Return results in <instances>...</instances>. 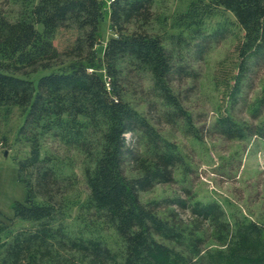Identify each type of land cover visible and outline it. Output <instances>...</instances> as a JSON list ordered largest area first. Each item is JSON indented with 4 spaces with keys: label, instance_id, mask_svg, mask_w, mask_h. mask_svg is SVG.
I'll use <instances>...</instances> for the list:
<instances>
[{
    "label": "trees",
    "instance_id": "16d2710c",
    "mask_svg": "<svg viewBox=\"0 0 264 264\" xmlns=\"http://www.w3.org/2000/svg\"><path fill=\"white\" fill-rule=\"evenodd\" d=\"M154 5L0 6V109L25 112L15 141L26 147L15 155L26 198L0 220V264H264V224L248 215L229 217L217 200L141 198L186 170L184 153L158 124L199 136L183 81L199 77L198 62L235 27L237 71L212 128L264 138V80L251 103L247 96L264 67V0H188L171 31ZM106 13L114 34L101 45ZM61 27L77 33L65 50L53 41ZM247 105L250 118L237 116L236 106Z\"/></svg>",
    "mask_w": 264,
    "mask_h": 264
},
{
    "label": "rangeland",
    "instance_id": "374dc122",
    "mask_svg": "<svg viewBox=\"0 0 264 264\" xmlns=\"http://www.w3.org/2000/svg\"><path fill=\"white\" fill-rule=\"evenodd\" d=\"M3 1L0 0V6ZM187 3L188 0H155L156 15L166 19L163 27L168 31L177 29L174 18ZM219 18L220 15L214 17L215 20ZM76 34L72 28L61 27L54 36V44L59 50H65ZM112 34L106 13L100 26L101 45ZM238 37L239 27H235L233 33H227L214 43L205 58L198 62L199 77L183 81L184 87H191L186 103L194 115V127L199 136L186 133L180 125L158 124L162 132L179 145L187 159V168L176 169L172 182L158 183L142 191L144 201L175 197H182L188 203L217 200L227 209L229 217L232 211H239L264 224V138L256 135L245 139L229 138L212 128L215 119L227 107L228 84L233 83L232 76L237 71ZM43 72L47 71L41 70L35 75ZM263 80L264 67L256 72L247 92L250 103L260 92ZM234 111L239 117L249 119L251 116L248 105L236 106ZM24 118L25 112L18 106L12 107L10 112L0 109V220L8 221L13 217L14 202L26 198V186L18 179L15 159L16 153L26 149L15 141L17 128ZM78 171L81 173L80 168ZM175 207L180 209L178 204ZM180 212L189 215L188 209H180ZM160 213L164 214V208Z\"/></svg>",
    "mask_w": 264,
    "mask_h": 264
},
{
    "label": "water",
    "instance_id": "95a60500",
    "mask_svg": "<svg viewBox=\"0 0 264 264\" xmlns=\"http://www.w3.org/2000/svg\"><path fill=\"white\" fill-rule=\"evenodd\" d=\"M5 153H7V152H5Z\"/></svg>",
    "mask_w": 264,
    "mask_h": 264
}]
</instances>
